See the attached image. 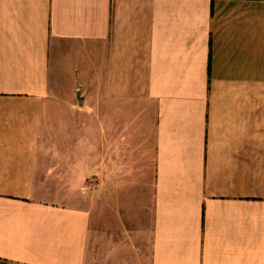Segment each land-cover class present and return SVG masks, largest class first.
Returning <instances> with one entry per match:
<instances>
[{"label": "crops", "instance_id": "obj_1", "mask_svg": "<svg viewBox=\"0 0 264 264\" xmlns=\"http://www.w3.org/2000/svg\"><path fill=\"white\" fill-rule=\"evenodd\" d=\"M0 264H264V0H0Z\"/></svg>", "mask_w": 264, "mask_h": 264}, {"label": "rangeland", "instance_id": "obj_2", "mask_svg": "<svg viewBox=\"0 0 264 264\" xmlns=\"http://www.w3.org/2000/svg\"><path fill=\"white\" fill-rule=\"evenodd\" d=\"M92 184H88L85 186H82V195L86 196V203L89 206H92V209L95 212H99V189L102 187L103 190L106 187L105 185H100L97 182L94 184V181L91 180ZM116 186H109L108 188V195L112 196V192L114 191ZM113 202V199H111ZM96 214V213H95ZM97 215V214H96Z\"/></svg>", "mask_w": 264, "mask_h": 264}]
</instances>
